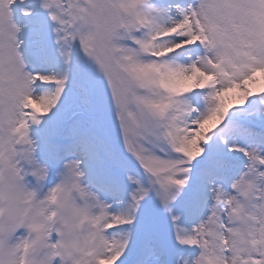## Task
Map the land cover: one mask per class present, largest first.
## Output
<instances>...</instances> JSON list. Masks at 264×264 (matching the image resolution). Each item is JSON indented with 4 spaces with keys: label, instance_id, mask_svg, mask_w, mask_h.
<instances>
[{
    "label": "snow or ice",
    "instance_id": "obj_1",
    "mask_svg": "<svg viewBox=\"0 0 264 264\" xmlns=\"http://www.w3.org/2000/svg\"><path fill=\"white\" fill-rule=\"evenodd\" d=\"M0 264H264V0H0Z\"/></svg>",
    "mask_w": 264,
    "mask_h": 264
}]
</instances>
